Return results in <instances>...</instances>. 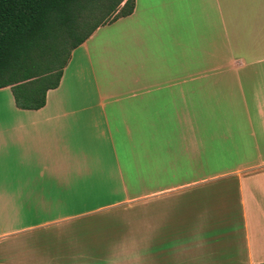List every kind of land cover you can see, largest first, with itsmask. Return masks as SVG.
I'll use <instances>...</instances> for the list:
<instances>
[{"label": "crops", "instance_id": "obj_1", "mask_svg": "<svg viewBox=\"0 0 264 264\" xmlns=\"http://www.w3.org/2000/svg\"><path fill=\"white\" fill-rule=\"evenodd\" d=\"M3 90L0 264L264 262V0H134Z\"/></svg>", "mask_w": 264, "mask_h": 264}, {"label": "trees", "instance_id": "obj_2", "mask_svg": "<svg viewBox=\"0 0 264 264\" xmlns=\"http://www.w3.org/2000/svg\"><path fill=\"white\" fill-rule=\"evenodd\" d=\"M133 1L0 0V88H9L16 108L38 109L71 51L99 26L130 14Z\"/></svg>", "mask_w": 264, "mask_h": 264}, {"label": "rangeland", "instance_id": "obj_3", "mask_svg": "<svg viewBox=\"0 0 264 264\" xmlns=\"http://www.w3.org/2000/svg\"><path fill=\"white\" fill-rule=\"evenodd\" d=\"M7 92H8V90H3L2 92H0V95H7ZM219 153L217 152V155H218ZM247 155H248V157H253V153H247ZM226 159V158H225ZM230 160H231V162L232 163H235V162H237V161H239V154H236L235 152H232V157L230 158ZM216 170H219V169H216ZM218 187V186H217ZM230 187V186H229ZM234 187V186H233ZM233 190H234V188H231L229 191L230 192H233ZM99 202H102V201H99V200H96V201H94V203L96 204V203H99ZM136 209H138V208H140V207H137V206H134ZM121 211L120 212H115V215H116V218H118L120 215H121ZM110 214H112V213H110ZM114 219V218H113ZM103 221H107V219H106V217L104 216L103 217Z\"/></svg>", "mask_w": 264, "mask_h": 264}]
</instances>
